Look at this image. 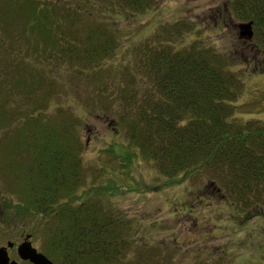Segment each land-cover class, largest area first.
<instances>
[{"label":"trees","instance_id":"obj_1","mask_svg":"<svg viewBox=\"0 0 264 264\" xmlns=\"http://www.w3.org/2000/svg\"><path fill=\"white\" fill-rule=\"evenodd\" d=\"M158 2L0 0V127L12 140L4 168L13 186L2 211L15 225L27 217L53 263L130 264V224L104 198L122 187L86 183L83 126L93 117L120 131L107 152L122 174L144 160L167 178L207 176L242 211L263 207L264 121L237 107L245 75L264 72V0H225L212 16L218 30L252 21L246 44L237 35L222 46L188 17L126 48L123 20ZM17 91L27 104L6 121Z\"/></svg>","mask_w":264,"mask_h":264},{"label":"rangeland","instance_id":"obj_2","mask_svg":"<svg viewBox=\"0 0 264 264\" xmlns=\"http://www.w3.org/2000/svg\"><path fill=\"white\" fill-rule=\"evenodd\" d=\"M224 2L225 0H159L153 9L134 19L123 20V43L126 47L131 40L138 42L159 30L162 24L189 17L199 26L202 24L214 39L217 38L219 44L230 46L232 37L237 39L239 35L238 25L235 24L234 29L229 27L228 30L210 26L214 21L212 16H215L216 10H220ZM225 34L229 40L223 38ZM239 38L245 40L242 41L243 44L248 41L240 35ZM245 76V89L238 100L237 113L243 119L264 121V72ZM7 78L13 81L18 77L9 75ZM12 95L14 96L5 100L3 108L8 113L6 121L17 118L27 104L24 94L17 91ZM52 101L54 104L61 102L56 98ZM9 123L10 126L15 125L14 120ZM8 129L0 127V224L2 218H6L1 211L4 207L3 197L13 191L8 170L4 168V160L7 159L4 150L8 149L12 141L8 138ZM83 137L86 141V183L97 186L114 183L112 186L126 187L118 188L114 192L117 195L111 198L104 197L106 204L120 211L128 225L130 224L129 235L132 240L124 250L128 254L126 262L138 264V258L142 255L141 264H198L199 261V264H264V202L259 209L252 207L247 212L242 211L228 202L220 194L222 192H218L214 184L206 180L207 176H195L187 181L167 178L144 160L122 174V170L118 169L119 162L107 152L110 144L121 137L120 131L113 127L112 122L95 117L87 120V124L83 126ZM23 152V149L16 151L13 158H21ZM248 214L254 215L247 219L245 216ZM14 223L13 221L12 224ZM17 223L14 232L0 229V244L21 239L20 229L27 224V217L18 219ZM44 241L32 239L33 245L49 257L43 249ZM178 245H181L182 253L176 249ZM196 247L201 248L200 258L196 252L191 253ZM149 253L154 256V262L149 263ZM14 258L20 261L17 257ZM20 263L31 264L24 261Z\"/></svg>","mask_w":264,"mask_h":264},{"label":"water","instance_id":"obj_3","mask_svg":"<svg viewBox=\"0 0 264 264\" xmlns=\"http://www.w3.org/2000/svg\"><path fill=\"white\" fill-rule=\"evenodd\" d=\"M239 35L242 38L250 40L254 36V24L252 21L242 22L238 25ZM13 243H9L12 247ZM18 255L23 261H30L33 264H53V261L44 253L40 252L31 241V235L28 234L26 240L18 246ZM0 264H20L16 259L9 256L7 247H0Z\"/></svg>","mask_w":264,"mask_h":264},{"label":"flooded vegetation","instance_id":"obj_4","mask_svg":"<svg viewBox=\"0 0 264 264\" xmlns=\"http://www.w3.org/2000/svg\"><path fill=\"white\" fill-rule=\"evenodd\" d=\"M3 209L1 208V211ZM3 220H1V224H0V229L4 232H8V231H12L14 232V230H16V226H15V223L12 224V222L14 221L13 219H8V218H2ZM15 227V228H14ZM20 237L21 239L19 240H8L6 243H2L0 244V247H7L8 248V253H9V256L11 257V260L12 259H15V257H17L19 259V255H18V246L23 243L26 238H27V228L26 227H21L20 229ZM13 243V246L12 247H9V243ZM20 260V259H19ZM21 261V260H20ZM25 262V261H24ZM27 262V261H26Z\"/></svg>","mask_w":264,"mask_h":264}]
</instances>
